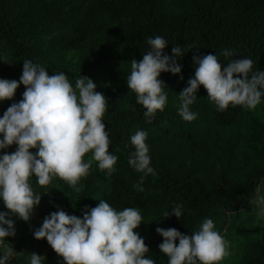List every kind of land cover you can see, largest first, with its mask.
Here are the masks:
<instances>
[{"label":"trees","instance_id":"16d2710c","mask_svg":"<svg viewBox=\"0 0 264 264\" xmlns=\"http://www.w3.org/2000/svg\"><path fill=\"white\" fill-rule=\"evenodd\" d=\"M155 36L168 42L164 54L171 56L172 47L180 45L185 55L178 61L180 74H160L168 102L149 124L144 118L146 109L136 103L126 77L131 61L143 59L150 50L148 38ZM188 45L195 47L188 49ZM225 49L235 56L225 58L221 55ZM209 53L217 55L223 66L230 59L251 58L253 70L264 71V0H0V60L8 62L0 61V79L19 81L26 59L39 62L50 76L64 72L73 88L80 74L89 77L96 91L107 98L103 123L111 141L109 151L118 157L112 175L93 162L90 174L77 185L79 192L58 177L40 187L33 176L30 184L42 195L41 202L28 222L11 216L16 235L6 237L5 243L14 248L15 255L8 264H30L31 253L43 257L41 264H64L46 239L34 238V231L53 212L62 209L82 218L84 210L96 207L100 200L117 211L139 207L144 220L135 231L149 248L145 258L168 264L158 247L163 237L157 227L191 235L205 218L214 224L226 219V206L260 188L264 181V97L254 111L231 105L219 111L200 86L190 106L197 118L186 122L177 113L178 94L195 74L193 55ZM24 91L20 84L13 99L0 101V118L23 98ZM137 130L148 133L146 143L156 172L145 177L142 193L133 185L143 173L128 164L129 153L134 151L130 137ZM16 148L14 144L0 149V155ZM91 156V152L85 154L84 161ZM180 205L181 219L164 218L165 211L171 213ZM0 211H9L2 200ZM228 223L222 231L230 230ZM255 236L239 244L236 264H264V227Z\"/></svg>","mask_w":264,"mask_h":264},{"label":"clouds","instance_id":"9594fccd","mask_svg":"<svg viewBox=\"0 0 264 264\" xmlns=\"http://www.w3.org/2000/svg\"><path fill=\"white\" fill-rule=\"evenodd\" d=\"M147 45L150 50L143 54V59L131 61L126 83L135 93L136 103L146 109V123L151 124L157 111L163 112L168 102L164 92L166 83L159 79L160 74H180L182 66L178 61L185 54L180 45L172 47L171 56L164 54L168 42L162 36L149 37ZM187 47L193 49L195 45ZM221 55L229 58L235 53L225 49ZM192 59L194 77L178 94L177 113L184 121L197 118L190 106L196 101L200 86L219 111L229 105L254 111L261 103L264 71H254L251 58L230 59L227 66L211 53L194 54ZM0 61L8 63L6 59ZM20 84L25 87L23 98L12 103L0 118V149L17 145L14 152L0 155V200L9 210L0 211V247L3 248L0 264H8L15 255L14 248L5 243L6 237L16 235L11 216L28 222L41 202L42 195L35 193L30 184L33 176L40 187H47L58 177L79 192L81 188L77 185L90 174L93 162L100 171L112 175L118 159L109 151L111 141L103 123L109 104L96 91L97 85L92 79L80 74L73 88L64 72L50 76L39 62L26 59L19 81L0 79V101L13 99ZM147 137L144 130H137L130 137L134 151L129 153L128 164L143 173L133 185L141 193L145 191L142 187L145 177L156 175ZM30 149L37 151L33 153ZM89 152L92 156L85 162V154ZM250 204L259 208L258 217H264V196L257 195ZM182 207H173L171 213L165 211L164 218L181 219ZM143 220L139 207L117 211L107 201L100 200L96 207L86 208L82 218L62 209L51 213L33 235L36 240L46 239L64 264H156L155 260L145 258L149 248L135 231ZM214 228L209 218L191 235L176 228L157 227L156 232L163 237L158 247L168 258V264H220L230 255L231 245ZM42 259L31 253L30 264H41Z\"/></svg>","mask_w":264,"mask_h":264},{"label":"rangeland","instance_id":"374dc122","mask_svg":"<svg viewBox=\"0 0 264 264\" xmlns=\"http://www.w3.org/2000/svg\"><path fill=\"white\" fill-rule=\"evenodd\" d=\"M257 195L264 196V181L260 188L251 196H243L233 203L226 206L225 211L227 218L219 219L215 225L214 230L218 231L223 237L230 242V255L227 256L221 264H236L238 258V247L240 243H244L247 239L257 237L258 230L264 227V217H258L257 212L259 208L255 204H250L255 200ZM100 195H97L98 197ZM229 221L228 227L230 230L222 231L223 224ZM228 232V233H227ZM30 248V247H29Z\"/></svg>","mask_w":264,"mask_h":264}]
</instances>
